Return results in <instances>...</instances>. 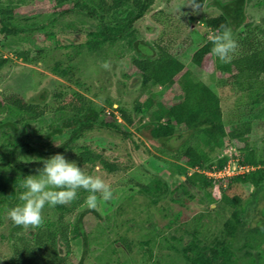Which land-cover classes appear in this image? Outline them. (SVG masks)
Listing matches in <instances>:
<instances>
[{
	"label": "trees",
	"instance_id": "1",
	"mask_svg": "<svg viewBox=\"0 0 264 264\" xmlns=\"http://www.w3.org/2000/svg\"><path fill=\"white\" fill-rule=\"evenodd\" d=\"M27 1L9 0L7 6H0V38L21 39L33 49L37 48V45L31 44L34 43L32 40L36 34L41 33L49 41L55 40L54 45L61 46V40L56 38L52 29L77 16L78 22L71 24L65 22L63 25L69 30H76L80 26L85 28L87 39L75 46L72 59L81 55L83 51L100 56L106 52V45L112 47L124 42L134 52L132 66L140 76V89L145 90L149 97L143 104L136 101L135 113H130L128 109L118 105L115 111L124 120V126L117 123L114 112L109 114L111 121H108L107 117H104L106 108L80 92L72 93L65 100L62 94H59L58 98L61 100L50 118L47 92L36 94L34 102H29L17 94L0 97V229L8 211L21 203L19 200L23 191L21 185L24 178L34 173L32 168L34 164L43 166V160L57 153L77 152L78 166L88 175L97 167L111 177L119 176L125 171L120 156H107L99 146L91 147L82 142L81 138L89 133L117 132L124 140H130L133 148L139 149L142 143L134 140L135 135L130 130L132 127L139 131L145 130L152 142L169 139L182 129H186L190 132L189 138L180 144L174 154L171 153L176 162L187 167L185 172L181 168L183 166L175 169L183 174L175 191L170 192L168 182L156 178L151 186L138 184L140 193L149 197L148 203L154 205L169 194L173 202L184 205L185 196L192 198L197 194H193V191L202 192L203 197L201 196L200 200L202 202L207 200L210 211L218 215L221 212L227 213L221 234L213 237L210 246L207 244L201 246L198 240L199 230L205 228L204 226L200 225L199 230L190 233L193 241L187 250H192V254L190 255L188 251L185 254L190 264H239L240 257L235 258L229 247H232V243L239 237L248 239L247 246L252 250L258 249V260L264 258V227L251 229L244 223V218L248 217V205L264 204L262 183L264 147L262 149L248 147L254 123L251 120H243L227 125L224 121L221 97L212 88L203 84L199 77L172 53V45L182 32L181 15L168 16L164 11L157 12L153 16L157 26H161L159 16L165 15L166 18L167 15L168 21L165 20L167 24L161 37L151 45L142 43L136 25L152 13L157 0H42L50 6L47 18L34 12L20 16L18 14L20 6L32 7ZM33 1L35 4L38 2ZM212 1L219 15L206 19L205 25L209 33L220 29L221 25L229 27L233 37L240 29H249L247 9L251 0ZM201 3L202 7L213 5L211 2L205 4V0H201ZM259 32L264 35V29ZM166 34L167 39L164 36ZM262 40L241 41L238 53L230 62L221 63L216 58L215 67L218 73L227 77V86L238 96L245 95L247 105L262 107L261 115L264 116V39ZM212 47L210 40L205 42L193 58L196 66L201 67L203 59L212 55ZM31 49L17 50L16 55L25 63L33 62L34 60L30 58ZM7 63L8 60L0 56V70ZM70 69V64L65 69L61 62H57L53 71L60 78H67ZM67 79L72 80L71 77ZM152 83L161 86L167 92L172 88L180 89L178 99L181 106L178 114H172L171 108L164 101L155 99L156 94L149 88ZM76 85L82 87L79 83ZM106 105L114 107L109 99L106 100ZM57 141L60 144L55 145ZM193 141H199L208 152L201 147H195ZM152 145L155 147L154 143ZM231 146L240 147H237L240 151V164L253 167L254 170L225 180L209 178L196 171L211 170L214 166L222 169L227 163V157L220 158L219 153ZM157 150L163 155L169 153L163 147H157ZM126 157L132 163L130 152ZM191 170L193 174L189 175ZM217 187L220 192L217 191ZM243 187H255L258 192L244 198L240 189ZM87 193L83 189L78 190L77 199L68 205L55 207L45 205L57 218L52 225L50 221L44 220L42 226L24 231L23 227L13 224L5 239L11 249L9 257L7 259L0 257V264H73L69 257L70 243L78 239L82 240L84 253L88 255L91 251V234L85 230L84 219L88 213L98 215V212L93 210L81 212L74 223L66 222L65 219L67 215H74L75 211L81 208ZM219 195L221 198H218ZM213 205L216 208H212ZM119 208L116 215L121 216L123 205ZM258 211L264 218V208ZM108 220L112 225L117 222L111 217ZM125 225L127 223L122 224ZM116 226L121 227L119 224ZM145 226L139 228L144 229ZM119 230L116 229V238L109 240L110 249L118 253L116 245H122L123 248L132 251L136 242L129 239L126 234H120ZM152 234L159 236L161 233L153 230ZM147 244L149 242L141 244L143 249V253L139 252L141 258L147 252H153L150 249L145 251ZM245 255L249 256L252 253L247 251ZM252 260L254 264V259ZM85 262L86 256L78 264Z\"/></svg>",
	"mask_w": 264,
	"mask_h": 264
},
{
	"label": "rangeland",
	"instance_id": "2",
	"mask_svg": "<svg viewBox=\"0 0 264 264\" xmlns=\"http://www.w3.org/2000/svg\"><path fill=\"white\" fill-rule=\"evenodd\" d=\"M8 2L9 0H0V6H7ZM210 2L213 4L212 7L205 5L198 14L194 15L191 8L186 6L185 1L157 0L152 13L136 25L138 36L143 44L152 45L163 34L167 24L166 21H168L167 15H181L182 32L172 45V53L186 68L191 69L203 84L212 88L221 97L224 121L227 125L243 120H251L254 123V131L248 147L250 149H262L264 147V116L261 115L263 114V108L247 105L245 95L238 96L235 91L227 86V77L217 72L215 67L216 57L213 55L206 56L201 63V67L194 64V56L205 45V42L209 41L208 36L211 34L205 25L206 19L219 15L218 9L213 7L215 3L212 0H205V4ZM27 4L32 5V7L20 6L18 10L20 16H26L33 12L34 14L43 15L44 18L49 16L50 6L42 0H38L36 4L33 0H28ZM159 11H164L167 14L166 18L165 15L159 16L161 26H157L153 21V16ZM247 14L250 27L249 29L242 28L234 35L233 38L237 41L238 47L231 54V59L238 53L241 41L250 42L253 39L255 41L264 39V35L259 32L264 29V0H251ZM76 17L69 18L65 22L68 24L78 22L79 19ZM65 22H63V25ZM63 25H56L52 29L56 38L61 40V46L54 45L55 40L49 41L41 33L34 36L32 40L34 43L31 44H36L37 48L32 47L33 49L30 45L23 43L21 39L17 40L13 37L0 38V56L8 60L7 65L0 70V97L17 94L29 102H34L36 94L47 92L49 94V101L47 102L48 117L50 118L53 110L61 100L58 98L59 94H62V98L65 100L72 93L80 92L87 98L95 100L98 105L106 108L104 117H107L108 121H111L109 114L114 112L117 116V123L124 126V120L115 111L118 105L125 107L130 113H135L136 101L143 104L146 103L149 97L145 90L140 89V76L132 66L134 52L129 49L126 43L119 42L112 47L106 45V52L100 56L83 51L81 55L72 59L75 46L87 39L85 28L80 26L76 30H69L65 29ZM167 35H164L166 39L168 38ZM73 42H75L74 45H72ZM29 49H31L30 58L34 61L25 63L17 57L16 51ZM41 50H43L42 53ZM104 54L106 56H103ZM105 61L110 64L109 69L102 67ZM57 62H61L65 69L68 64L71 65V72L68 75L72 78L71 81L67 79L68 77L60 78L58 74L54 73L53 68ZM76 83L81 84L82 87L77 86ZM149 88L156 94V100L164 101L171 108L172 114L179 113L181 105L178 95L180 89L172 88L167 92L155 83H152ZM164 92L167 93L164 94ZM162 93L163 95H161ZM108 99L113 102V108L106 105ZM172 114L169 115L170 118ZM130 130L135 135L134 140L140 142V144L142 143L139 149L133 148L130 140H124L117 132L95 131L81 138L85 145L99 146L107 156H120L125 171L119 176L111 177L103 173L100 167L95 168L91 175L99 176L108 183L114 193V198L109 202L101 201L99 210H93L98 212V215L91 213L90 209L83 203L74 215L65 217L66 222L74 223L78 214L84 211L90 212L85 216L84 227L91 234V251L88 255H85L82 240H72L69 257L73 264H78L85 256V264H145L143 257L141 258L139 254V252L143 253L141 244L144 242H149L145 246V251L150 249L154 254V258L148 264H163L164 251L162 246L166 244L171 236L185 237V230L187 227L188 230L192 229V224L195 223L196 218L200 219V224L205 227L198 236L200 245L207 243L206 235L208 236L207 239L212 240L213 237L221 234L227 213L221 212L218 215L210 211L207 200L205 199L204 202L200 200V197H203L202 192L193 191V194L197 193L198 195L196 194L192 198L181 195V197H184L185 205L180 206L171 200L170 194L161 199L156 205L148 203L149 197L139 191L138 184L151 186L156 178H162L168 182L171 187L170 192L175 191L178 184H180V176L183 175L175 169L183 166L181 168L185 172L187 167L176 162L171 153L174 154L180 144L189 138L190 132L182 129L169 139L152 142L145 130L139 131V129L133 127ZM151 142L154 143L155 147ZM54 144L58 145L60 142L57 141ZM193 145L208 152V149L203 147L199 141H193ZM157 147L166 149L169 152L168 155L161 154ZM128 152L131 153L132 163L126 157ZM219 154L221 155V153ZM63 155L69 162L75 161L77 165L79 164L77 152H68ZM42 167V165L34 164L32 175H38L37 169ZM190 172L189 175H192L193 171ZM262 183L264 185V181ZM240 189L244 198L249 194H257L258 192L255 187ZM88 195L89 193L84 198L86 199ZM218 198H221V195ZM120 205H123V208L121 209V216H118L116 213L119 211ZM263 207L264 204L258 206V208ZM212 208H216V206L213 205ZM247 210L248 217L246 220L249 226L264 227V225L257 224L260 216L258 209L254 211V205L251 204L247 206ZM178 211L182 212L178 224L166 230L165 225L175 217ZM53 213L47 206L44 207L42 212L44 220L50 221V225L57 219L53 216ZM109 217L112 220L115 218L117 222L112 225L111 221L108 220ZM3 221L0 229V257L7 259L11 249L5 239L13 223L8 215L3 218ZM123 223H127V225L129 223L130 226H122ZM116 224L121 225V227H117ZM185 224L189 225L186 227ZM139 226L142 228L145 226V228L140 229ZM119 228L121 229L119 230ZM23 229L24 231L28 230ZM116 229L119 230L120 234H126L129 239H134L136 243L132 251L123 248L122 245H116L118 253L110 249L109 240L116 238ZM153 230L160 232L162 235H153ZM187 238L189 237H186L183 241H186ZM190 239L192 238L190 237ZM174 244L179 245L176 242ZM123 250L125 251L123 252ZM176 259V262L179 263V259ZM254 259H257V255ZM170 264H174L173 259H170ZM180 264H183L181 260Z\"/></svg>",
	"mask_w": 264,
	"mask_h": 264
},
{
	"label": "clouds",
	"instance_id": "3",
	"mask_svg": "<svg viewBox=\"0 0 264 264\" xmlns=\"http://www.w3.org/2000/svg\"><path fill=\"white\" fill-rule=\"evenodd\" d=\"M186 6L190 7L192 14L201 11V0H188ZM212 42L211 53L221 63H228L231 54L238 47L237 41L232 36V30L221 25L220 29L209 34ZM104 69H109L110 64L104 62ZM43 167L37 169L38 175H29L22 182V193L19 200L22 202L10 209L8 218L15 226L38 228L43 225L42 215L45 205L55 207L68 205L77 199L78 190L88 192L84 203L90 210H99L101 201L109 202L114 198L111 186L101 177L86 174L85 170L75 161L69 162L63 154H55L43 160Z\"/></svg>",
	"mask_w": 264,
	"mask_h": 264
},
{
	"label": "flooded vegetation",
	"instance_id": "4",
	"mask_svg": "<svg viewBox=\"0 0 264 264\" xmlns=\"http://www.w3.org/2000/svg\"><path fill=\"white\" fill-rule=\"evenodd\" d=\"M176 203V202H174ZM178 204V203H177ZM263 203H259L258 205H254V211H256L257 209H263V208H258L259 205H262ZM180 205V204H179ZM185 205V204H184ZM180 206H183V205H180ZM210 207V206H209ZM213 207V206H212ZM182 215V212L178 211L176 214H175V217L173 219H170V221L165 225V229H170L172 228L173 226H176V224H178L179 220L181 219V216ZM247 217L244 218V223L247 227L249 228H256L258 226H255V227H250L249 224L247 223V220H246ZM261 218V220H260ZM201 221L200 219L196 218V221L192 227V229H189L188 230V225L189 224H185V226L187 227V229L185 230V237L184 236H181V237H176V236H171L169 238V240L166 241V244L164 246H162L163 248V251H164V259L162 261L163 264H170V259H173V262L174 264H180V260L183 262V264H190V262L187 260V258L185 257V254H187V251L188 253H190V255L192 254V250H187V248H189V246L192 244V241L193 239H190V237L192 238L191 236V232L195 231V230H199V226L201 225L200 224ZM258 225H264V218L262 216H259V221L257 223ZM261 227V226H259ZM198 228V229H197ZM263 228V226L261 227ZM203 230V229H202ZM201 228H200V234L202 232ZM199 234V235H200ZM162 235V234H160ZM198 235V236H199ZM186 237H189L186 239V241H183ZM206 240H207V245L210 246V242L213 240H210V239H207L208 236L206 235L205 236ZM199 240V239H198ZM173 241V243H171ZM174 242L176 243H179V245L177 244H174ZM200 243V242H199ZM202 244V243H201ZM206 244H203V245H206ZM232 247L229 246L232 250V252L234 253V257H240V262L239 264H253V260L254 257L257 255L258 253V249L256 250H252L250 247L247 246L248 244V239H244V238H238L237 241L233 242L232 243ZM202 246V245H201ZM237 247L239 249H237ZM196 249V248H195ZM198 249V248H197ZM210 251V250H209ZM251 252L252 255H249V256H246L245 255V252ZM255 255V256H254ZM254 256V257H253ZM252 257V258H251ZM152 258H154V254L153 252L149 253L147 252L144 256H143V259H144V263L145 264H148ZM176 258L179 259V263L176 262ZM140 259V258H139ZM220 262V260H218ZM254 264H264V258H262L261 260H258L257 259H254ZM142 263V262H141Z\"/></svg>",
	"mask_w": 264,
	"mask_h": 264
},
{
	"label": "built area",
	"instance_id": "5",
	"mask_svg": "<svg viewBox=\"0 0 264 264\" xmlns=\"http://www.w3.org/2000/svg\"><path fill=\"white\" fill-rule=\"evenodd\" d=\"M223 157H227V163L222 169H217V167L214 166L211 168V170L196 171L200 172L203 175H206L209 178L225 180L226 178L248 174L251 170H254L253 167L240 164V151L235 146H231L225 149L220 155V158ZM230 172L232 173V175ZM217 190L219 191L218 187Z\"/></svg>",
	"mask_w": 264,
	"mask_h": 264
}]
</instances>
